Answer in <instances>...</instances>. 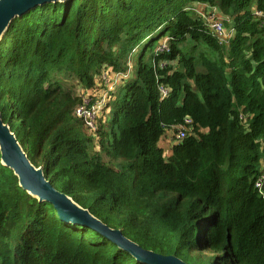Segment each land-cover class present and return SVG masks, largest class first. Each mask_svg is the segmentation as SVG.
Listing matches in <instances>:
<instances>
[{
    "label": "trees",
    "instance_id": "obj_1",
    "mask_svg": "<svg viewBox=\"0 0 264 264\" xmlns=\"http://www.w3.org/2000/svg\"><path fill=\"white\" fill-rule=\"evenodd\" d=\"M199 5L229 18L227 43ZM255 12L264 18V0L37 6L0 39L1 119L56 190L143 249L186 264H264V184L255 187L264 175V27ZM130 59L133 77L90 132L75 114L82 95L97 91L106 69L126 74ZM187 118L189 135L165 157L162 139ZM0 264L140 263L61 222L0 162Z\"/></svg>",
    "mask_w": 264,
    "mask_h": 264
},
{
    "label": "water",
    "instance_id": "obj_2",
    "mask_svg": "<svg viewBox=\"0 0 264 264\" xmlns=\"http://www.w3.org/2000/svg\"><path fill=\"white\" fill-rule=\"evenodd\" d=\"M67 0H0V39L10 23L37 6ZM0 162L10 169L18 184L28 195L52 205L59 220L67 225L81 226L96 232L140 264H186L175 256H166L143 249L126 238L120 230L111 229L81 208L71 198L56 190L46 180L41 168H35L24 154L8 125L0 115Z\"/></svg>",
    "mask_w": 264,
    "mask_h": 264
},
{
    "label": "rangeland",
    "instance_id": "obj_3",
    "mask_svg": "<svg viewBox=\"0 0 264 264\" xmlns=\"http://www.w3.org/2000/svg\"><path fill=\"white\" fill-rule=\"evenodd\" d=\"M196 8L198 11L202 12V14H209L211 17L213 16L212 18L218 19V21L222 22L225 28H229L231 26V22L227 21L229 20V18L221 15L217 10L212 11L208 7L202 5H199ZM128 62V70L126 74H123V76L113 73L110 69L104 70L101 74L104 76L103 81L98 83V88L96 91V93L98 94H96V98L92 97V99H96V101L100 100L97 102L101 110L99 117L101 119L98 122L102 125H104V123L106 122V115L103 114V110H105L104 113L109 112V110H107L105 106L108 104L113 95L117 93L118 89L124 84V82L126 80H130L133 77L134 61L130 59ZM76 92L81 93V89L79 87H76ZM94 107H97L96 102H94ZM177 130L178 129L167 132L160 143V147L164 151L165 157H168V155L170 154L168 147L170 146L171 142L175 141ZM188 133H190V130L186 129V134L189 135Z\"/></svg>",
    "mask_w": 264,
    "mask_h": 264
},
{
    "label": "built area",
    "instance_id": "obj_4",
    "mask_svg": "<svg viewBox=\"0 0 264 264\" xmlns=\"http://www.w3.org/2000/svg\"><path fill=\"white\" fill-rule=\"evenodd\" d=\"M206 24V26L210 29V31L216 36V38L222 42L227 43V40L231 37L230 31L227 30L222 22L218 21L216 18H212L209 14H199ZM254 15L261 19V24L264 27V18L263 15L259 12H255ZM104 76L102 75V78ZM96 91L92 93V91L87 92L85 95H82V103L77 107L75 114L81 118L87 130L90 132H94L97 128L96 124L100 119V108L96 99H92V97L96 98ZM165 94V92H163ZM90 95V96H89ZM98 97V95H97ZM89 100V101H87ZM95 100V101H94ZM94 102H96L97 107H94ZM185 126L179 127L177 130V134L175 137V142H179L186 137V127L190 126L191 120L189 118L184 120ZM264 184V175H261L258 181L255 184L256 189L261 190Z\"/></svg>",
    "mask_w": 264,
    "mask_h": 264
},
{
    "label": "crops",
    "instance_id": "obj_5",
    "mask_svg": "<svg viewBox=\"0 0 264 264\" xmlns=\"http://www.w3.org/2000/svg\"><path fill=\"white\" fill-rule=\"evenodd\" d=\"M210 9V8H209ZM210 10H212V9H210ZM212 11H214V10H212Z\"/></svg>",
    "mask_w": 264,
    "mask_h": 264
}]
</instances>
